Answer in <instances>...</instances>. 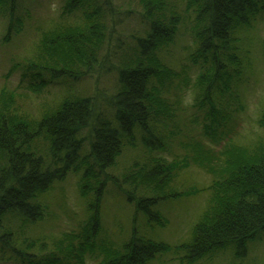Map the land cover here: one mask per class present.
Instances as JSON below:
<instances>
[{
	"label": "trees",
	"instance_id": "obj_1",
	"mask_svg": "<svg viewBox=\"0 0 264 264\" xmlns=\"http://www.w3.org/2000/svg\"><path fill=\"white\" fill-rule=\"evenodd\" d=\"M136 1L140 26L127 32L117 22L121 9L113 0H65L64 12L78 19L43 34L24 63L26 74L35 80L33 93L40 95L53 82L59 88V101L43 106L39 117L16 107L15 94L0 92L2 100L9 99L0 102V245L1 238L12 234L5 226L7 219L12 222L8 216L23 219V226L42 221L46 208L39 197L69 174L78 175L79 196L86 205L79 234L52 241L51 251L40 244L44 253L38 259L13 251L23 264H85L86 258L96 264H151L169 253L179 264L217 263L228 252L234 264H242L250 245L264 241V142H230L212 157L194 140L192 150L185 147L189 154L183 167L192 158L213 175L210 185L186 189L178 175L182 167L175 161L165 166L162 156L148 154L134 161L117 185L134 207L131 235L115 244L97 243L106 186H114L107 170L134 148L137 136L146 150L161 149L163 129L175 123L177 109L166 96L178 75L161 61L162 50L174 43L180 27L192 24L189 61L201 71L193 83L200 137L211 147L222 139L231 141L241 112L240 103L233 104L240 95L231 90L250 66L245 34L264 15V0ZM17 2L0 0L9 35L19 31ZM118 36L128 40L121 43ZM109 71L115 78L104 113L106 92L88 94L86 88V94L79 86ZM258 124L264 128V101ZM202 191L209 193L208 203L188 243L171 247L139 236V216L148 226L163 227L161 204Z\"/></svg>",
	"mask_w": 264,
	"mask_h": 264
},
{
	"label": "rangeland",
	"instance_id": "obj_2",
	"mask_svg": "<svg viewBox=\"0 0 264 264\" xmlns=\"http://www.w3.org/2000/svg\"><path fill=\"white\" fill-rule=\"evenodd\" d=\"M113 1L122 12H118L117 17V22L122 23L120 27L126 29L127 32L139 28L141 18L137 1ZM64 4L65 0H18L16 18L20 23L19 31L18 33L11 32L10 35L6 30V19L4 20L0 16V92L6 91L7 94H15L16 104L14 103V105L36 118L40 116L43 106H54L59 101L60 96L57 92L59 88L57 82H53L40 95L33 93L32 84L35 80L26 74L24 63L32 57L43 34L78 19L75 13L64 12ZM191 25L187 22L182 28L180 27L174 43L162 50L159 56L161 61L178 75L173 87L168 90L174 108L175 105L178 107L177 119L175 117V123L163 129L164 133H161L160 140H163L165 145L161 149L155 147L146 150L141 146L138 140L139 136H137L139 146H133V149L124 152L123 157L116 162L115 169L107 170L114 186L111 182L107 183L102 200V227L99 239L97 238L98 244H101V241L105 244H115L128 239L131 235L134 207L123 199L117 185H122L121 176L134 161H142L149 152L156 151L153 156H162L165 166L172 165L175 161L176 167H182L178 175L186 189L193 187L201 190L207 188L215 178L194 163L192 158L187 163L188 167H183L185 165L183 157L189 154V151L185 149L186 146L192 150V146L196 143L204 145L211 151L208 153L210 156L217 157L219 152L230 142L235 145H245L256 141L264 142V128L258 124L264 101L262 49L264 46V15L258 19L253 30L245 34L250 66L245 72L243 70L240 76L241 81L238 82L236 88L234 85L231 90L234 93L237 89L236 93L240 95L238 101L233 104L239 102L241 105L234 133L229 137L231 141L222 139L218 141L217 145H212L213 147L209 146L211 144L207 140L200 137L201 119L198 116L200 112L194 107L197 102H194L196 88L193 83L201 71H198L197 67L189 61V56L194 49L190 34ZM6 35L8 38L4 43ZM118 37L121 43L128 40L124 36ZM115 44L116 38L114 48H116ZM108 66L110 65L106 67ZM114 78V73L109 71L108 74H102L100 78L94 79L92 83L89 79L82 82L79 89L84 93H86V88L89 89L88 94H93L99 89L106 92L102 104V111L104 109L105 113L109 102L107 93L113 90ZM2 96L0 95L1 103L9 102V99L2 100ZM105 120L107 119L105 118ZM172 132L176 134L169 138L168 135ZM194 140L197 141L193 144ZM173 155L177 158H174ZM78 180V175L69 174L62 182L55 183L50 192L39 197L40 202L46 208L42 221L23 226V219L14 215L8 216L12 222L7 219L6 221L9 223H6L5 226L12 230V234L1 238L3 245H0V264H23L13 251L36 255L35 259L41 258V254L44 252H40V244L48 246V251H51L52 241H60L66 236L80 233V228L86 220V205L79 196ZM208 198L209 193L202 191L189 197L166 201L159 206V210L166 220L165 226H148L144 218L139 216L136 221L139 236L146 240L164 242L171 247L188 243L191 240L193 226L206 209ZM173 258L174 254L169 253L151 264H179L177 261H173ZM218 258L219 261L214 264H234L233 256L229 252L216 259ZM208 262L202 261L199 264H211V261ZM250 263L264 264V241L250 245L247 257L242 264ZM85 264H96V260L86 258Z\"/></svg>",
	"mask_w": 264,
	"mask_h": 264
},
{
	"label": "bare ground",
	"instance_id": "obj_3",
	"mask_svg": "<svg viewBox=\"0 0 264 264\" xmlns=\"http://www.w3.org/2000/svg\"><path fill=\"white\" fill-rule=\"evenodd\" d=\"M140 144H141V143H140ZM133 146H134V147H135V146H139V145H138V142H137L136 144H134ZM141 146H142V145H141ZM142 147H143V146H142ZM127 152H128V151H127ZM154 152H156V151H151V152H149V154H150V155H153ZM98 239H99V234H98ZM97 241H98V240H97ZM101 242H102V241H101ZM102 243H104V242H102ZM207 262H208V261H207ZM208 263H209V262H208ZM196 264H198V263H196ZM211 264H214V263L211 262Z\"/></svg>",
	"mask_w": 264,
	"mask_h": 264
}]
</instances>
